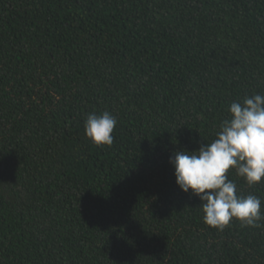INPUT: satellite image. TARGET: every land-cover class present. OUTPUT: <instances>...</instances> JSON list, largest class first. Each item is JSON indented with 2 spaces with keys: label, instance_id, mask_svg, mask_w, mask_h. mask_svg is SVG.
Listing matches in <instances>:
<instances>
[{
  "label": "trees",
  "instance_id": "trees-1",
  "mask_svg": "<svg viewBox=\"0 0 264 264\" xmlns=\"http://www.w3.org/2000/svg\"><path fill=\"white\" fill-rule=\"evenodd\" d=\"M254 94L264 0H0V264H264V179L221 231L170 163Z\"/></svg>",
  "mask_w": 264,
  "mask_h": 264
},
{
  "label": "clouds",
  "instance_id": "clouds-1",
  "mask_svg": "<svg viewBox=\"0 0 264 264\" xmlns=\"http://www.w3.org/2000/svg\"><path fill=\"white\" fill-rule=\"evenodd\" d=\"M228 111L230 118L222 121L216 139L195 151L176 150L170 157L177 185L200 199L204 222L221 231L233 218L256 226L262 216L261 199L238 195L226 174L234 168L249 186L264 179V95L234 101ZM116 124L108 111L90 113L85 135L97 146H111Z\"/></svg>",
  "mask_w": 264,
  "mask_h": 264
}]
</instances>
